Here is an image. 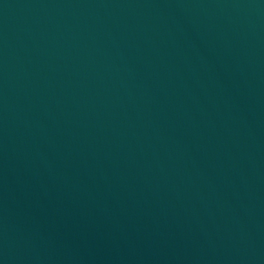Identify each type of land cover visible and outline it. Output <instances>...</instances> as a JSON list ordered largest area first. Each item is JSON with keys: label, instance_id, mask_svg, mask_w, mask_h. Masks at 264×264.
<instances>
[{"label": "water", "instance_id": "95a60500", "mask_svg": "<svg viewBox=\"0 0 264 264\" xmlns=\"http://www.w3.org/2000/svg\"><path fill=\"white\" fill-rule=\"evenodd\" d=\"M0 264H264V0H0Z\"/></svg>", "mask_w": 264, "mask_h": 264}]
</instances>
